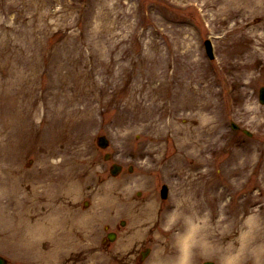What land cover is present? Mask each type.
<instances>
[{
  "label": "rangeland",
  "instance_id": "1",
  "mask_svg": "<svg viewBox=\"0 0 264 264\" xmlns=\"http://www.w3.org/2000/svg\"><path fill=\"white\" fill-rule=\"evenodd\" d=\"M243 1L0 0V253L10 264H31L17 248L46 238L13 228L52 203L84 229L82 264H135L130 244L166 259L173 227L189 222L204 234L183 246L186 264L223 244L227 258L264 264V0ZM112 162L123 165L116 176ZM98 218L125 220L99 257Z\"/></svg>",
  "mask_w": 264,
  "mask_h": 264
},
{
  "label": "bare ground",
  "instance_id": "2",
  "mask_svg": "<svg viewBox=\"0 0 264 264\" xmlns=\"http://www.w3.org/2000/svg\"><path fill=\"white\" fill-rule=\"evenodd\" d=\"M258 2H261V0H244L242 4H243V7L244 6L251 7L252 5H257ZM5 184H6V180L3 177H0V185H4L5 186ZM13 186H15L14 182L10 180L9 184L6 186V189H7L6 190V195H7V193L9 191H11V187L13 188ZM9 203H12V202H9ZM9 203L4 202V206H3L2 209H5ZM34 204H35V202H34ZM16 227L13 228V229L16 230L15 231L16 233H19L21 228L19 227L18 224L16 225ZM199 227H201V226L195 223V224H193L192 227H190L188 229V231H187L188 233L186 234L185 241H184L185 244L189 245L191 243L190 242L191 236H195L196 234H198V235L202 234L203 235V233H200ZM41 231L45 232L46 229L45 228L41 229ZM19 246L20 247H19V249L17 248V252L21 253L20 256H25L26 257V255H29L31 253V251L29 249V246H27L26 249H22L24 245H19ZM21 259H22V257H21ZM37 259H38V261L32 262L31 264H53L51 262V260L47 263V259L45 258V256L40 251L37 252ZM58 259L61 260V258H58ZM176 264H186L185 258L179 259ZM228 264H234V257H232V256L229 257Z\"/></svg>",
  "mask_w": 264,
  "mask_h": 264
},
{
  "label": "water",
  "instance_id": "3",
  "mask_svg": "<svg viewBox=\"0 0 264 264\" xmlns=\"http://www.w3.org/2000/svg\"><path fill=\"white\" fill-rule=\"evenodd\" d=\"M207 50L209 51V46L207 44ZM260 101L264 102V89H260ZM98 144L100 146H106L107 144V139L104 136H99L98 137ZM114 167L116 168L117 166L114 165ZM115 168L112 169V172H115ZM0 264H5V259L0 257Z\"/></svg>",
  "mask_w": 264,
  "mask_h": 264
},
{
  "label": "flooded vegetation",
  "instance_id": "4",
  "mask_svg": "<svg viewBox=\"0 0 264 264\" xmlns=\"http://www.w3.org/2000/svg\"><path fill=\"white\" fill-rule=\"evenodd\" d=\"M106 241V240H105ZM125 253V255H131V256H135V254L137 253V251L135 250V249H133V250H130V251H125L124 252ZM114 254H115V256L117 257V256H119V251H115L114 252Z\"/></svg>",
  "mask_w": 264,
  "mask_h": 264
}]
</instances>
